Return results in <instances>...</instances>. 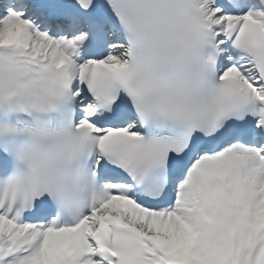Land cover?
<instances>
[{"label": "snow or ice", "instance_id": "6c2138e0", "mask_svg": "<svg viewBox=\"0 0 264 264\" xmlns=\"http://www.w3.org/2000/svg\"><path fill=\"white\" fill-rule=\"evenodd\" d=\"M0 264H264V0H0Z\"/></svg>", "mask_w": 264, "mask_h": 264}]
</instances>
